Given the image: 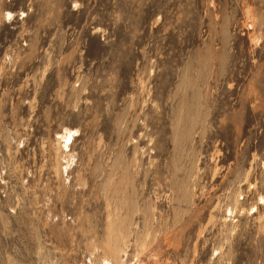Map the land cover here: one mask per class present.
<instances>
[{
	"label": "rangeland",
	"instance_id": "obj_1",
	"mask_svg": "<svg viewBox=\"0 0 264 264\" xmlns=\"http://www.w3.org/2000/svg\"><path fill=\"white\" fill-rule=\"evenodd\" d=\"M0 264H264V0H0Z\"/></svg>",
	"mask_w": 264,
	"mask_h": 264
},
{
	"label": "snow or ice",
	"instance_id": "obj_2",
	"mask_svg": "<svg viewBox=\"0 0 264 264\" xmlns=\"http://www.w3.org/2000/svg\"><path fill=\"white\" fill-rule=\"evenodd\" d=\"M8 18H9V19H11V17H10V16H9Z\"/></svg>",
	"mask_w": 264,
	"mask_h": 264
}]
</instances>
